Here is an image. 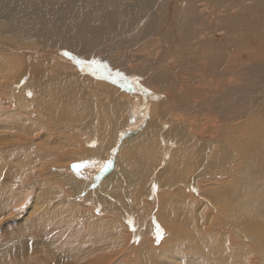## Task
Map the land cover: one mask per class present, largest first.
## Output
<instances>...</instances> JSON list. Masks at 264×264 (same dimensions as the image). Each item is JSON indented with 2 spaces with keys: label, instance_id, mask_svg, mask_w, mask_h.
<instances>
[{
  "label": "bare ground",
  "instance_id": "6f19581e",
  "mask_svg": "<svg viewBox=\"0 0 264 264\" xmlns=\"http://www.w3.org/2000/svg\"><path fill=\"white\" fill-rule=\"evenodd\" d=\"M43 1L46 11L38 19L23 20L12 13L15 0H0V97L6 91L0 99V264H87L74 250V244L82 238V246L91 249L86 240L94 236L99 239V255H93L98 264H129L120 261L117 248H121V256H127V248L131 249L129 255L138 264H152L158 253L164 261L171 259L177 264H206L201 263V255L192 258L207 243L211 246L207 263L242 264L243 247L238 243L244 229L235 222V211L249 202L259 220L264 219V200L251 202L249 192L264 180V75L259 82L249 75L253 66L242 69L247 78L233 72L232 67L249 61L264 67V0H225L226 5L216 14L213 10L217 6L212 0H160L152 8L149 6L155 0ZM134 5L139 7V14L133 12ZM238 7H244L252 21L263 22L261 26L250 25L254 45L249 47L248 40L239 39L228 57L230 47L223 44L222 36L210 33L209 28L214 25L221 29L225 12ZM260 11L263 14L259 16ZM132 12L136 23H132ZM143 16L145 20L138 24L137 17ZM53 20L58 23L49 27ZM199 24L202 27L197 30ZM254 68L264 73L258 66ZM22 82L29 91L21 92L19 97L12 88L13 83ZM180 94H184V101L175 100ZM3 100L9 102L8 106ZM113 104L116 109L111 112ZM36 107H41L44 121L53 127V133L11 136L23 118L32 117ZM109 115L111 125L104 119ZM221 130L231 144L229 151L241 149V158L234 165L235 180L231 171L224 169V145L216 161L217 175L196 169L200 189L181 186L182 191L172 194L158 192L160 183H164L158 175L151 191H138L132 205H127L126 200L122 202L120 196L117 199L113 195L114 188L116 192L122 190L124 180H128L130 189L134 186L133 178L122 173L119 182L116 179L96 195L105 196L101 201H111L116 208L118 205L119 215L109 221L100 217V209L94 206L98 200L90 190L96 183L94 177L106 176L119 160L118 152L106 154L111 136L114 147L119 140L140 138L124 150V159L131 173L139 174L148 185L154 179V169L143 166L142 157L143 153H153L157 145L152 141L160 134L164 139H159L174 152L195 158L215 145L213 140L218 134L214 131ZM39 132L46 134L47 129L42 126L36 133ZM171 135L173 142H167ZM188 138L193 140L186 141ZM49 141L52 143L43 148ZM17 155L20 156L15 158ZM34 155H39V160L32 159ZM109 160L111 166L106 171H100L98 165L86 167L80 170L83 176L77 175L73 167ZM179 170L181 180L188 185V176L195 173L187 168ZM209 174L211 177L202 178ZM74 176L72 185H65ZM219 177H227L229 190L234 193L224 191V182H212ZM173 184L165 183L170 189L179 187ZM184 192L192 194L187 196ZM142 195L145 200L140 199ZM29 196L33 204L26 200ZM200 197H205V201ZM71 202L82 206L70 209ZM126 209L129 212L125 216L120 214ZM129 218L135 220V226ZM147 221L156 222L153 234ZM76 223L78 228L72 229L76 233L67 234L68 227L71 229ZM157 225L163 234L169 235L159 242ZM132 227L136 230L132 236L138 241L127 247L132 237L127 230ZM251 229L253 235L248 231V239L260 244L244 253V261L250 264L259 256L264 257V224ZM146 235H151L150 239H156L160 246L151 249L149 242H155H146ZM17 242L29 245L30 249L16 255L12 248ZM55 247L66 254L61 262L56 256L61 252ZM182 248L189 252L188 256L179 254ZM136 251L141 259L134 254Z\"/></svg>",
  "mask_w": 264,
  "mask_h": 264
},
{
  "label": "rangeland",
  "instance_id": "374dc122",
  "mask_svg": "<svg viewBox=\"0 0 264 264\" xmlns=\"http://www.w3.org/2000/svg\"><path fill=\"white\" fill-rule=\"evenodd\" d=\"M15 1L16 2L13 3V6H11L12 13L22 17L23 20H27L26 18L38 19L39 16L42 14V12L46 11V6H45L46 3L43 0L41 2L39 0H15ZM159 1L160 0H155V2H154L155 4L153 3V5L149 6V7L150 8L156 7L157 3ZM212 1L217 6L213 10L214 14H216L218 11L222 10L224 8V5H226L225 0H212ZM241 1H245V0H241ZM261 5L264 6V1L261 3ZM125 7H127V5ZM138 8H136L134 5L133 12L139 14ZM19 12L22 16L19 14ZM133 12L131 15L132 23H136L135 22L136 15ZM181 13H183L182 10H181ZM261 13L263 14V12L260 11L258 13V15L260 16ZM224 18H225V22L223 24H221L222 25L221 29H217V28H215L217 26L212 25V26H210L211 28H209L210 29L209 31H210V33H214V36L215 35L222 36L223 44L228 45L230 47V52L228 53V57L232 54L233 50L235 49V43L239 39H244V41L248 40L249 47H250V45H254V36H253V34H250V31H252L253 26H261V24L263 22L262 19H259L258 21H256V20L252 21L253 17L251 16V14L247 10H245L244 7H238L236 9H228L225 12ZM142 20H145L144 16L142 17V19H140V17L139 18L137 17L138 24L141 23ZM182 21H183V19H182ZM198 21L200 22V21H202V19L200 20V18L198 17ZM249 22H250V24H249ZM57 23H58L57 20H53L49 24V27H52ZM138 24H137V28H140L141 25H138ZM19 25H22V24H19ZM180 25H183V22H180ZM198 26H199V28H197V30H199L200 27H202V25L200 26V24ZM136 29H134V30L136 31ZM252 48H255V46ZM0 52H1V49H0ZM247 65L253 66V69L249 70V75H254L255 80L261 82V80L263 78L262 75H264V73L262 74L260 71L256 70L254 68V66H258V68L261 70H264V67L257 61H249V64H246L243 62H241L240 65L235 64L232 67L233 72H239V75H242V76H244V78H247L248 75L245 74L244 72H242V69L245 68ZM196 79L197 78L195 77L194 80H196ZM13 85H14V87L12 89H14V91L17 93V96H19V97L21 95V92L29 91L23 82L21 84L13 83ZM235 85H239V84L235 83ZM31 89H33V88H31ZM191 89H192V87H191ZM5 93H6V91H4V93L0 97V99L3 96H5ZM104 93H106V92H104ZM67 99L69 100L70 98H67ZM175 100L176 101L177 100L178 101H184L185 100L184 94H180V95L176 96ZM3 102H5V104L8 106L7 103H9V102L7 100H3ZM50 105H51V103L47 104L48 107H50ZM10 108L11 107H7V109H9V110H10ZM115 109H116V105L113 104L112 110H110V111L113 112ZM40 110H41V107L34 108L33 109L34 114H30L32 116L31 117L32 120H31L29 115H28V117H26L28 119L23 118L22 121L20 123H18V126H19V124L22 126L21 127L17 126V129H15V131H13L11 133V136L16 137V136H25V135L33 134L35 137H38V136H42V135H47V134H49V132L52 134L53 133L52 132L53 127H50V124L48 122L44 121L43 113L40 112ZM104 119H105V123L107 121L111 125V122H112V116L111 115H109L108 117H104ZM0 120H2V119H0ZM109 120H111V121L109 122ZM30 122H32V123H30ZM154 122H156V120ZM116 124H117V121H116ZM245 124H246V121H245ZM42 126H45V128L47 129V133L46 134H44L43 132L36 133ZM97 131H98V129H97ZM72 132H73L74 136L76 138H78V135H76V131H74L73 128H72ZM41 133H43V134H41ZM54 133L57 134V132H54ZM99 133L101 136V126L99 129ZM203 133H205V132H203ZM214 133L218 134L213 140V143H215V145L213 147H211L210 149H208L207 151H202L195 158H191L188 155L181 154L180 152H174L175 150L173 151L172 149H170L171 148L170 145L166 146V142L164 143L163 140L161 141L159 139V137H162L164 139V137L160 134L159 137L155 138L152 141L153 144L157 145L153 149V153L151 155H148V156L144 155V153H143V157H142L143 158V166H149L150 165V169H154V171L152 173L154 175V179L148 185H145V182L147 180H142L138 173H137L138 175L131 173L130 166L127 164V161L124 159V150L126 148H128L129 144L132 146V145H135L136 143H138L140 138L136 141L125 140L123 142L122 140H119L118 143L116 144V146L114 147V141H113L112 136H111L110 144H107V147H106L107 148L106 154L118 152L117 155L116 154L115 155L117 156V158L121 162H119V160H117L116 163L111 167V169H109L106 176H104L102 178L94 177L93 180L96 183L92 186L90 193H92L91 195L96 196L97 194L100 193L101 190L108 188L116 179H118V182H119L120 181V175L122 173H127L128 175H130L133 178L134 186L130 189L128 187V184L126 183L128 180H124V182L121 183L122 190L116 192V189L114 188L113 189V195L117 199H119L118 196H120L121 199H119V200L122 202H123V200H126L127 205H132L133 198L135 197V195L138 191L141 192L142 189H143V193L147 190L151 191L153 188V184L157 183L158 175H159V177L163 178L162 182H164V183H160L158 181V183H160L159 188H157L158 192L163 191V192H168V194H172L176 191H182L181 186H192V187L200 189L199 183L201 181L199 179H196V169H201V173H203V174L205 172L209 171L213 174L212 176L217 175L219 168H217V166H216V161H217V157H218L219 152H220V147L224 146V145L226 146V149H227L226 150V152H227L226 165H225L224 169H228V173H230V171H231V174H232L231 178L233 180H235L237 177V171H236V168L234 167V165L241 158V149L239 147H236L235 152L229 151L228 148L231 146V144H229L228 139L226 140L223 137L222 130L219 133L214 131ZM236 134H238V132H236L235 135ZM173 140H174L173 135H171V137L169 138V141H167V142H173ZM192 140H193L192 138H188V140H186V141H192ZM51 143H52V141H49L46 145L44 144L43 148H47ZM123 143H124V145H122ZM21 146L22 145H20V147ZM39 149H40V151L42 150L41 148H39ZM173 149H175V148H173ZM216 149H217V151H216ZM39 153L40 152H36V154H39ZM41 154H44V153H41ZM29 155H30V152L26 153L25 154L26 158L29 157ZM18 156H20V155L15 156V158ZM71 156H72V154L68 155L67 159L71 160ZM31 157H34V158H32L34 160H39V158H40L39 155H34ZM22 158H23V156L21 157V159ZM212 158H215L214 162H211ZM148 159L151 161V163L149 162ZM129 162H131L130 159H129ZM136 162L139 164L141 161H136ZM160 163H162L163 165L160 166ZM185 168L192 169V172L195 173L194 176H191V177L188 176V179H189L188 185L185 183V180H183V179L181 180V173L179 170V169H185ZM68 170H70V169H68ZM139 170H142V169H137V171H139ZM143 171H145V169H143ZM150 174H151V172H150ZM209 177H211L210 174L208 176L202 177V178L205 179V178H209ZM75 180H76V176H74V179L72 181L66 180L65 185L71 186ZM169 182H171L172 184L174 182L175 184L179 185V187H177L175 185V187L173 189H170L169 188L170 185H168V186L165 185V183L167 184ZM212 182L215 185L221 184L224 182V191L227 194L234 193V192H230V190H229L228 182H230V181L227 179V177L225 179L219 177ZM259 182H260V185L258 183V184H256L257 185L256 187L252 186V188L249 191L251 202H258V201L264 200V180L259 181ZM74 184H75V187H79L78 183H74ZM79 189H80V187H79ZM123 193H126L128 197L124 196L125 194H123ZM184 194L189 196L190 194H192V192H184ZM94 198L98 200V202L94 206H96L97 208L100 209V212L98 213V214H102L100 217H102L108 221L111 219H114V217H113L114 215L118 217L119 210H118V205L116 203L115 204L117 205V208L112 204L111 201H108V200L101 201V199L105 198V196H103V195L96 196ZM204 198L205 197H200V199L202 201H205ZM140 199L145 200L144 195H142V197ZM236 199L234 202H230L231 206H233L236 203ZM26 200H29L30 203L33 204V199L31 196H29V198H27ZM78 202H81V201H78ZM197 202H199V199H197ZM247 203H249V202H245V205L241 206L240 209L235 211L236 215H235V219H234L235 222L238 224V227L240 226L241 228L244 229V234H241V238L239 239V243H238V244H240V246L243 247V249H241V250L243 252L244 257H245L244 253L245 252L247 253L248 248L259 247V244H260V243L251 242L248 239V237H250L249 234L253 235V233H252L253 230L251 229V227H253L255 225L257 226L259 223L264 224V219L259 220V218L257 217V215L255 213L256 210L251 207L252 205L247 204ZM78 205H80V204L77 202H71V205L69 208L73 209L74 207H79ZM80 206H82V205H80ZM127 212H129V209H126V211H122V213H120V214L125 216V214H127ZM129 220L131 221L132 225H134L135 220H131V218H129ZM130 221H129V223H130ZM146 224L148 225L149 231L153 234L155 232L156 222L147 221ZM74 228H78V223H76V225L74 227H71V229L68 227V230L66 233L69 235L76 233V231L75 232L72 231V229H74ZM135 231H136L135 228L132 227L131 230H127V233H129L128 235L131 234V236H132L136 233ZM248 231H249V234L247 235ZM85 232H87V230ZM5 234H3L1 236L5 238ZM151 235H146L145 241L147 242L148 240H152L155 242L154 245H152L153 243L149 242V244L152 246L151 249L159 247L160 245H159V243H156V239H150ZM96 237L97 236H94L93 238L86 240V243H87L86 245L92 246L91 249H85L86 246H82L83 242H85V239H84V241L82 238L80 241L78 239H76L75 244H74V248H75L74 250L78 251L79 256L82 257V259H84L83 263H85V261H88L87 264H90L91 262L93 264H98V262L93 259V255H97V256L99 255V253L97 252L98 248L96 246V243L98 242L99 239ZM163 237L167 238V237H169V235L167 233H165V234H163ZM134 239H135V237L132 236L131 240H130L131 243L129 242L130 244H128L127 247H133V244L138 241V239H137V241H135L136 239L135 240ZM157 244H158V246H156ZM65 245H66V249H67L69 242ZM80 247H81V249H79ZM134 248H136V247H134ZM25 249L29 250L30 249L29 245H27V244L22 245L20 242L15 243L13 245V248H12V250H14L16 252V255L20 252H23ZM40 249H45V248L42 247ZM54 249L58 250L59 252L62 253V254L58 253L56 255L58 258V261L61 262L62 259L65 258L66 254H64L63 253L64 251L60 248L55 247ZM130 250L131 249L127 248V251H128V253L126 252L127 256H125V255L121 256V248H117L116 251L118 253L120 261L121 260L126 261L129 264H138L139 262L129 255L131 253ZM210 250H211V246L209 243H207V244H205L204 250L202 252L201 251H195L196 254L194 255V257L192 259L197 258L198 255H201V257H202L201 263L215 264V261L209 262V263L206 262V256ZM134 254L138 257V259H141V256L137 251L134 252ZM158 254H159L158 259H155V261L152 264H164V263H166V264H177V261L171 260V259L164 261L162 258V254L161 253H158ZM179 254L181 256H183L185 254L188 256L189 252L186 251V249L182 248L179 251ZM252 254H253V250H252V253L247 254L248 255L247 258H249ZM67 256H68V254H67ZM130 257H131V259H130ZM244 257L242 260V264H250V263H247L244 261L245 260ZM68 259H69V256H68ZM187 260L189 261L188 258H187ZM219 264H231V263L227 262V261H222ZM252 264H264V257L259 256Z\"/></svg>",
  "mask_w": 264,
  "mask_h": 264
},
{
  "label": "snow or ice",
  "instance_id": "6c2138e0",
  "mask_svg": "<svg viewBox=\"0 0 264 264\" xmlns=\"http://www.w3.org/2000/svg\"><path fill=\"white\" fill-rule=\"evenodd\" d=\"M77 63L83 65L85 62L77 61ZM92 63L95 64L96 62L93 61ZM97 165L99 166L100 171H106L111 166V161L109 160L107 163H104V164H101L100 161H93L91 163H80V164L73 165V167L77 169V175L83 176V173L80 170L86 167H93ZM161 239H163V230L160 229L159 226L157 225V242H159Z\"/></svg>",
  "mask_w": 264,
  "mask_h": 264
}]
</instances>
